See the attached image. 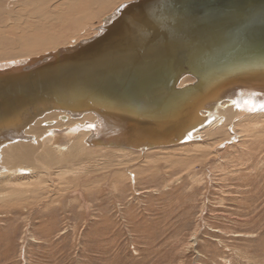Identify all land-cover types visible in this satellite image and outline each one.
<instances>
[{
  "label": "rangeland",
  "instance_id": "374dc122",
  "mask_svg": "<svg viewBox=\"0 0 264 264\" xmlns=\"http://www.w3.org/2000/svg\"><path fill=\"white\" fill-rule=\"evenodd\" d=\"M28 1L0 0V64L90 38L131 0L82 27L58 18L72 0H52L45 18ZM54 37L55 49L21 47ZM251 111L210 140L145 153L86 147L74 164L0 184V264H264V113Z\"/></svg>",
  "mask_w": 264,
  "mask_h": 264
},
{
  "label": "water",
  "instance_id": "95a60500",
  "mask_svg": "<svg viewBox=\"0 0 264 264\" xmlns=\"http://www.w3.org/2000/svg\"><path fill=\"white\" fill-rule=\"evenodd\" d=\"M246 82L264 95V0H131L94 36L0 69V135L40 112L92 113L94 146L165 147L200 102Z\"/></svg>",
  "mask_w": 264,
  "mask_h": 264
},
{
  "label": "bare ground",
  "instance_id": "6f19581e",
  "mask_svg": "<svg viewBox=\"0 0 264 264\" xmlns=\"http://www.w3.org/2000/svg\"><path fill=\"white\" fill-rule=\"evenodd\" d=\"M51 1L52 0H46L45 2L39 0L38 3L41 7H38L34 14L43 18H45V16L50 17L51 14H48L47 5L50 4ZM115 3L116 0H72L66 3V6L57 15L58 18L62 19L64 22H66V20L70 22L75 21L74 23L77 24L78 27H82L89 23L90 20L97 17L99 12L109 9ZM59 8L60 7H57L53 12L60 10ZM115 12L116 9L106 18L99 28H101L105 22H109ZM8 15H11V12H8ZM6 17L7 16L2 17L0 15V26H3ZM99 28L97 29V32ZM23 35L30 36L28 31H24ZM4 36V34H0L1 44L5 42L3 38ZM56 38L57 37L51 39L36 38L34 40L29 38L21 47L23 50L30 54L32 53L33 55L36 50L41 48H47V50H49L50 48L48 47L51 44H56L52 48H57L61 42H56ZM73 44L77 43L75 42ZM58 49L60 48H57L54 51H57ZM33 56H29L22 61L12 62L9 65H3L1 63L2 65L0 64V69L18 65L22 66L29 59L34 58ZM191 82L192 81L185 78L181 81L180 87ZM247 83L251 82L243 83V86H237L233 89L227 88L222 91V89L219 88L214 91L211 98L205 102H200L197 105L198 107L196 111L191 113V116L197 125H195V128L190 126L191 128L187 132L184 140L174 145L158 148H171L172 146L174 147L177 145L183 146L185 143H190V139L193 136L197 137L200 135H206V140H210V137H213L218 131H223L220 129L224 128V126L228 127L231 123L233 124L235 117L236 119L240 117L243 119L245 116L243 115L244 111L251 109L256 113H264V95L257 93L259 90L256 91V89L251 88L252 85ZM97 120V116L92 113L80 115L62 111L40 112L34 116H29V118H26L22 123L14 126L8 132L1 134L0 184H15L22 179L29 180L33 177H39L42 172H47L48 169H53L55 167L62 168L63 164L68 163L69 161L74 164L86 147L94 150L111 149L138 153H145L154 149L137 150L133 148L94 146L91 142V136L99 129L100 123ZM193 120L191 119L190 122H193ZM211 134H213V136H211ZM217 136L218 135H215L214 138ZM195 140L196 139L193 141ZM51 141L54 143L51 144ZM193 147L195 148V146ZM196 147L199 148V146ZM65 152L69 153L66 157L65 155H62ZM9 193L11 194V190Z\"/></svg>",
  "mask_w": 264,
  "mask_h": 264
}]
</instances>
